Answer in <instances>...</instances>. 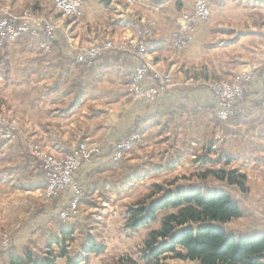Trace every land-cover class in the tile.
I'll list each match as a JSON object with an SVG mask.
<instances>
[{"label":"crops","instance_id":"1","mask_svg":"<svg viewBox=\"0 0 264 264\" xmlns=\"http://www.w3.org/2000/svg\"><path fill=\"white\" fill-rule=\"evenodd\" d=\"M176 1L85 0L80 16H62L54 10L53 0H0V17L7 10L21 14L25 7L35 6L47 17L53 35L49 50L43 47L49 32L44 28L11 39L0 49V110L18 124L20 140L11 146L0 143V234L14 232L5 257L0 245V261L51 245L55 264H113L108 239L102 253L84 251L89 240L103 237V221L117 201L116 188L127 185V180L131 186L137 184L139 176L148 181L165 172L159 168L176 161L172 157L176 151L177 156H191L206 141L232 137L235 143L250 144L249 149L224 151L225 157L239 162L233 169L243 172V165L264 169V0H211L210 20L189 23L183 18L193 11L191 1L181 0V8ZM243 27V35L231 43ZM144 30L153 32L150 57L155 67L177 82L155 100L133 98L128 92L127 83L139 61L125 51L105 52L90 66L72 63L73 44L135 40ZM179 39L185 43L182 48ZM251 70L252 81L236 114L221 125L213 93L203 85L196 88L197 84L207 85L216 77L234 79ZM155 84L153 73L146 75L144 87ZM137 125L142 139L128 153L129 162L121 171L111 160L114 144ZM31 140L55 156L71 154L82 142H98V152L79 172L78 181L88 192L74 220L60 218L69 200L60 207L40 198L46 178L27 147ZM156 149L162 151L160 160L158 152L153 154ZM142 151L155 159L141 161ZM168 153L171 157L164 159ZM102 192H108L109 199ZM86 226L91 229L85 233ZM248 228V233L264 234V226ZM95 231L101 232L98 237ZM58 241L67 255L61 256ZM114 249L119 250L116 244Z\"/></svg>","mask_w":264,"mask_h":264},{"label":"trees","instance_id":"2","mask_svg":"<svg viewBox=\"0 0 264 264\" xmlns=\"http://www.w3.org/2000/svg\"><path fill=\"white\" fill-rule=\"evenodd\" d=\"M103 1L110 2V0ZM166 1L169 0H160V2ZM176 5L181 8V0H177ZM241 35L243 33L239 31L238 36L231 42L237 41ZM72 60L74 66L82 65L74 57ZM238 107L239 104L235 108L234 115ZM141 132L142 130L137 125L129 133V137L133 133ZM211 149L209 145L208 151ZM206 157H204L203 164L222 160L221 156L216 160ZM229 164L230 160L227 159L225 166ZM175 165L176 162L171 161L159 170L173 169ZM142 177L139 176L137 179ZM193 177L202 182L212 178L229 189L237 188L242 192H248L247 175L237 169L206 168L194 174ZM126 183L127 185H122L123 189L131 187L130 180ZM116 191L121 192V189L116 188ZM106 197L109 199L108 195ZM164 211L169 213L160 219L159 227L150 231L148 238L140 248L141 258L148 263L159 262L163 257H169L189 261L191 264H264V234L261 232L248 233L249 230L233 231L227 227L229 223L243 216L240 202L230 192L207 190L194 186L188 188L184 185H177V180L169 182L168 188L162 184H155L154 189L143 200L127 208L126 214L129 218L125 226L130 232H135L142 227L157 223L159 214ZM103 251L102 244L98 245L93 240H89L88 248L84 252L88 255ZM8 253L9 248L1 255L5 257ZM60 254L61 256L67 255L63 244ZM56 260L55 251L50 245L36 255L31 253L8 255L6 260L0 261V264H55ZM122 260L120 258L116 264H121ZM129 261L133 263L132 260Z\"/></svg>","mask_w":264,"mask_h":264},{"label":"rangeland","instance_id":"3","mask_svg":"<svg viewBox=\"0 0 264 264\" xmlns=\"http://www.w3.org/2000/svg\"><path fill=\"white\" fill-rule=\"evenodd\" d=\"M189 1H191V3H192L193 11L187 12L184 15V18H183L184 21L183 22L189 23L191 20H196V21L197 20L198 21L210 20L211 14H212L211 0H207L208 4L210 6V10H211L210 15L207 18L196 17L195 11H194V0H189ZM222 1H225V0H222ZM129 2H132V1H129ZM53 4H54V6H53L54 10L57 13H59L62 16H66V15H63L62 12H60V10L57 8V3L53 2ZM28 11H31L32 15H36V16H39L40 18L44 19V21L41 24V26L38 27L36 33H32V32H27V33L37 34L43 28L45 30L49 31L47 42L43 44V47L46 50L51 49L52 48V37H53V35L49 29V26L47 23L48 22L47 17L41 15L37 11V9H35V6L25 7L21 14H16V13L12 12V10H7L3 14L2 17L6 16L8 14H12L15 16H23L24 14H28ZM74 15L77 16V12H75L73 14V16ZM67 16H69V15H67ZM70 16H72V15H70ZM243 29H246V28H244V27L240 28L239 31H241ZM149 31L152 32L151 30H149ZM236 36H238V35H236ZM8 41H6L4 43V45L0 46V49H3ZM151 42L149 43V64L153 70L159 71L155 67L153 59L150 57L151 56L150 55ZM231 43H234V42H231ZM183 44H185V43L182 41L181 45H178V44L177 45L179 46V48H182V46H185ZM74 46H86V45L75 44ZM92 63L89 65H84V64H82V65L90 66V65H92ZM252 70H254V69H252ZM252 70L248 71V72H251L250 82L252 81V77H253V71ZM159 72H161V71H159ZM161 73H163V72H161ZM239 75H242V73ZM238 76H236L234 79H226V78L216 77V78L212 79L210 82L205 83L207 85H204V84L198 85L197 84L196 88L202 87V85H203V86L207 87L213 93V95L215 97V93L209 87V84L211 82L222 81V80L232 82ZM250 82L245 84V91H246V86ZM176 86H177V84H175L174 86L168 87L167 89H165L161 92H158L157 95L152 100H155L160 93H162V92H164L170 88H175ZM245 91H244L243 98L240 101L239 105L241 104V102L243 101V99L245 97ZM130 95L133 98H136L133 94L130 93ZM142 98H145V97H142ZM215 99H216V97H215ZM216 102H217V100H216ZM218 111H219V104L217 102V111H216L215 115L218 118V120L220 122H222L221 125H223V123L225 124V123L229 122V120H231V119H227L226 121L221 120L218 116ZM234 113H235V111H234ZM233 115L234 114H232L231 117ZM1 129L2 130L10 129L12 132V136L9 139H3L0 137V143H2L5 146L15 145L16 142L20 143V140L16 138V135L18 132V124L16 122H14L6 114H4V112L2 110H0V130ZM142 132L132 134V135L138 134L139 139L137 142L133 143L132 149H129V150H126L123 152V156H122L121 161L115 160V155L117 152L116 151V145L119 142H123V141L127 140L132 135L129 137V134H128L125 138L117 140L115 142L114 148H113V151L111 154V160L120 166L121 171H122V165L127 164L129 162L130 155H128V153L133 151V150H136L135 149L136 144L142 139ZM208 139H210V137ZM82 143H84V142H82ZM82 143H80V144H82ZM91 144H97V146L99 148L98 142L92 141ZM209 145H211L212 149L208 151ZM27 147L29 148L30 152L32 153V156L34 158V163H36L37 166L42 167V169H43L44 163L41 160V158L37 152L38 148H39V150L42 151L43 157H50L51 159H61L62 157H65V156L53 155L52 153H50L46 149L42 148L41 144L36 142V140L27 141ZM232 147H233V149L234 148L236 149L237 147L243 148V149L244 148L249 149L250 144L248 143V141L246 142L245 140H241V142L238 141L235 143V141L231 137L230 141H228V139H226V140L220 139L219 141H217V143H211L210 140L206 141V142H204V145L202 144V145L194 148L192 150L191 156L184 155L182 157L181 154H179L177 156L178 152L176 151L174 156H172L174 158L176 157L175 162H176L177 166L175 169L174 168L173 169H166L165 172H160L159 174H156L157 176H155L152 179H148V181L143 180L144 178L143 179L141 178V180H138L136 182L137 184H133L130 188H127V189L121 188V192L116 191L117 201L115 202V204H111V206H110L111 211L108 212L109 213L108 217L103 221V225H102L103 227L101 230L104 229L103 231L105 233H102L103 237L101 239H99V237H101V236L98 237V235L101 232L95 231L94 234H96V237H98V241L95 243L96 244L97 243L103 244V242L104 241L106 242V240L108 239L107 241L110 242V244H112V248H111L112 250L110 249V251H112V252H110V254H108V258H109V260H112L113 264H114V261L116 264L117 259L119 260L120 258H122L125 262L132 260L135 263L137 262V264H149L146 260L143 261L141 256L139 255L140 248L143 246L145 240L148 238L150 231L154 228L159 227L160 219L162 217H164L165 215H167L169 212L168 211L161 212L159 214V221L157 223L142 227L135 232H130L127 229V227L125 226L128 218H129L128 215L126 214V210L128 207L135 206L137 204V202L143 200L154 189L155 184H162L166 188H168V183L171 181H175V180H177V185H184L185 187H188V188H191L194 186V187H200L202 189H207V190H226L227 192H230L232 194V196L240 202V205H241V208L243 211V216H242V218L236 219V220L232 221L230 224H228L227 225L228 229H236L237 231L244 232V231H247L249 229L248 227H251L252 225H254V227H263L264 226V169L262 170L260 168L253 166V165H243V169H244L243 173H245L247 175L248 192H242L237 188L229 189L224 184H222L218 181H215L212 178L208 179L205 182H202L201 180H198L196 177H193L194 174L200 173V172L204 171L206 168H213V169L217 170L221 167L233 168L234 166H237L239 162L238 163L232 162L229 158L224 156V151L227 152V150L232 149ZM156 152H158V153H156ZM161 152H162L161 150L157 151V149L153 151V154L156 153L158 160L161 159L160 154H159ZM95 154L96 153H94L90 157L89 160H85L74 173V178H73L74 182H75L76 186H78V188H80L82 190V192H83L82 198L83 199H84V197H86L88 191L78 181L79 172H80L81 168L83 167V165L85 163H87L88 161H90L95 156ZM142 154H143V157H142L141 161H145V162L149 161L150 162L151 160L155 159L153 156H147L144 151H142ZM170 154L171 153L163 155V158L165 157L164 159H166L167 157L168 158L171 157ZM205 154L207 155V157ZM219 156H221V158H222L221 162H210L207 164H203V162L205 161L204 157L214 158V160H216ZM227 159L230 160L229 166H225ZM142 165H147V163H142ZM240 172H242V171H240ZM44 175H45V173H44ZM98 176H100V175H98ZM184 177H187L189 179H186ZM45 178H46V182H48V175H45ZM46 182H45V189H46ZM122 184L124 185V183H122ZM45 189L42 191L40 198L44 202H46L47 204H50L53 206L59 205L60 207L61 206L64 207L65 204L67 203V200H69V202H70L69 205L68 206L66 205L67 207L63 208L62 211L67 210L69 208V206L71 205V201L74 199V196H76L75 190L73 189L72 186H67L60 194L56 195L55 197L47 196V194L45 193ZM102 194L108 195L109 193L108 192H102ZM82 200L79 201L78 206H77V211L74 213L72 218L62 219L61 216H60V218L64 221L74 220L75 215L77 214V212H79V210L81 208L80 205H81ZM34 211H36V210H34ZM37 212H40V211H37ZM61 212H60V214H61ZM254 219H255V223H253ZM86 228H87V230H85V233L88 232L89 229H91L88 226H86ZM13 234H14V232H13ZM13 234L10 233V231H7L3 234H0V245L2 246V248H4V250H7L8 248H10V246L13 242V240H12ZM114 244H116V247L119 250L114 249V251H113ZM103 246H105V245L103 244ZM45 249H43V250H45ZM43 250H41L39 252L35 251V255L39 254ZM180 250L183 251L182 249H180ZM180 260L181 259L163 257L159 262H153L150 264H183ZM108 264H112V263H108Z\"/></svg>","mask_w":264,"mask_h":264},{"label":"built area","instance_id":"4","mask_svg":"<svg viewBox=\"0 0 264 264\" xmlns=\"http://www.w3.org/2000/svg\"><path fill=\"white\" fill-rule=\"evenodd\" d=\"M85 0H53L54 3L62 4L67 8L76 10L77 16H80L82 6ZM133 1V0H128ZM195 16L199 18H207L210 15V6L207 0H194ZM44 19L39 16L32 15L31 11L23 16H15L8 14L0 18V46L11 39H16L27 32L36 33L37 29L43 23ZM188 28L187 25H183ZM153 32L144 30L140 36L135 40H122L114 42L111 39L101 40L92 45L74 46V59L84 65L91 64L102 53L118 49L125 51L139 61V64L132 73L129 82L127 83V90L136 98L154 99L158 92H161L168 87L177 84L173 77L169 74L161 73L153 70L149 65V43L152 41ZM178 45L182 44V40L177 41ZM264 63V59H263ZM261 66L255 64L254 68ZM149 73L154 74L156 84L150 88H145L143 80ZM251 72L245 71L239 75L232 82L222 80L214 81L209 84L211 90L215 93L216 100L219 104L218 116L221 120L226 121L234 114L236 106L243 98L245 91V84L250 82ZM12 136L10 129L0 130V137L9 139ZM139 139L138 134L132 135L130 138L116 145L115 160L121 161L123 152L132 149L133 143ZM98 151L97 144L91 142H84L73 151L71 154L62 157L61 159H51L50 157H43L42 151L37 149V152L44 163L43 170L45 175H48V182H46L45 193L49 197H55L60 194L67 186H72L75 190L76 196L71 201V205L67 210L61 212L62 219H70L77 211V206L83 198V192L74 182V173L79 166Z\"/></svg>","mask_w":264,"mask_h":264},{"label":"bare ground","instance_id":"5","mask_svg":"<svg viewBox=\"0 0 264 264\" xmlns=\"http://www.w3.org/2000/svg\"><path fill=\"white\" fill-rule=\"evenodd\" d=\"M57 8L60 10V12H62L63 15H72L76 12V10L71 9V8H67L65 6H63L62 4H57ZM75 16V15H74ZM150 65V64H149Z\"/></svg>","mask_w":264,"mask_h":264}]
</instances>
